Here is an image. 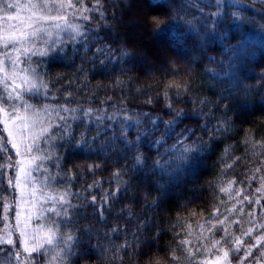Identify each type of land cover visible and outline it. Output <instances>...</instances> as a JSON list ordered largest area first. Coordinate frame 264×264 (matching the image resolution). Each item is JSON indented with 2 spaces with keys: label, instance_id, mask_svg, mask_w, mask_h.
Instances as JSON below:
<instances>
[{
  "label": "snow or ice",
  "instance_id": "1",
  "mask_svg": "<svg viewBox=\"0 0 264 264\" xmlns=\"http://www.w3.org/2000/svg\"><path fill=\"white\" fill-rule=\"evenodd\" d=\"M222 3L223 0H215L217 10L212 16L220 14ZM256 3L264 8V0H251L250 6ZM111 6L118 5L113 2ZM150 6L161 5L153 2ZM189 7L198 5L185 0L167 20L148 15L147 25L153 34L179 48L182 37L173 25L177 21L192 25L193 21L184 14ZM105 12V0H0V264H71V258L78 254L86 258L91 250L80 246L85 238H92L95 230L80 228L79 217L84 213L79 210L91 205L94 216L106 220L105 209L111 212L109 201H116L122 187L127 186L124 176L131 169L142 171L148 167V158L139 151V146L150 132H160L161 126L164 129L159 138L151 141L157 148L151 170L178 182L184 164L207 146L204 135L211 141L229 134L235 127L228 117V105L222 100L217 101L216 107L219 110L222 105L225 111L214 123L209 122L214 115L213 105L204 99H191V113L174 105V102L180 104L192 90L187 79L189 71L185 69L181 73V65L176 61L168 62L161 70L163 80L154 79L155 97L143 91L145 104L163 98L169 119L147 112L130 113L116 104L111 105V113L108 108L92 107L95 90L87 88L84 61L91 59L104 65L130 55L120 49L118 58L116 50L109 46H96L100 41L93 35L98 32L93 24L104 20ZM233 17L241 19L235 12ZM215 26L213 21L203 27L214 32ZM90 41L95 42V52L82 58L76 70L78 77L69 79L67 85L61 84L62 77L49 78L44 71L49 59L56 56L67 59L68 51L75 54L81 48L87 53ZM243 43L233 46V50L242 52ZM213 75L220 79L219 73ZM228 75L226 72L225 76ZM78 80L85 83H77ZM116 86L126 87L125 81L118 79ZM136 91L141 93L142 89L137 87ZM233 91L229 89V95ZM80 96L88 99L81 103ZM111 100L112 96H107L100 103L104 105ZM120 103H124L123 96ZM192 116L199 121V135L195 128L187 125L181 128ZM105 120L110 123L105 125ZM117 123L119 138L124 149L132 153L134 163L131 169L112 170L109 189L103 188L101 179L97 178L100 163L88 162L90 158L86 157L84 164L65 167V153L69 149L93 151V142L102 126L111 128ZM89 124L96 125L97 136L76 134V128L87 131ZM144 124L150 127H142ZM130 128L137 132L134 141L127 138ZM172 137L175 143L169 147L166 139ZM241 143L245 146L243 155H233L232 145L224 150L219 175L213 182L216 202L211 205L210 213L205 217L203 209L197 213L192 208L189 216L200 217L195 226L178 213L172 225L174 240L163 255L143 235L148 219L135 216L131 206L126 205L118 215L136 220L135 230L131 239L127 224H116L102 236L97 234L98 241H103L99 246L102 264H125L126 258L131 264H264V135L257 138L251 127L246 128ZM161 147L163 153L159 152ZM241 165L246 167L241 169ZM238 170L239 179L233 174ZM85 173L92 175L91 183L81 184L74 191L77 180H84ZM94 189L102 193L99 200L93 194ZM184 211L182 208L181 213ZM159 235L154 233L153 239Z\"/></svg>",
  "mask_w": 264,
  "mask_h": 264
},
{
  "label": "trees",
  "instance_id": "2",
  "mask_svg": "<svg viewBox=\"0 0 264 264\" xmlns=\"http://www.w3.org/2000/svg\"><path fill=\"white\" fill-rule=\"evenodd\" d=\"M113 2L118 5L116 8L111 6ZM153 2L161 6H150ZM184 2L185 0H105V19L99 24H93L94 28H98V32L93 35L99 37L100 41L96 46H109L116 50L115 55L118 58L120 49L128 51L130 55L122 60L106 62L104 65L99 64L98 61L94 63L91 59L84 61L87 70V88L90 91L95 90V94L91 97L94 101L92 107L108 108L111 113V105L116 104L117 107H126L130 113L147 112L152 116L169 119L163 98H154L153 104H145L143 101L146 96L143 91L150 92L155 97L154 79H164L158 70L166 68L167 65L164 63L176 61L181 65V73L185 69L189 71L190 75L187 79L192 90L188 96L182 98L180 104L174 102V105L191 113V99H204L213 105L214 115L209 122L214 123L215 120L222 118L221 114L225 111L222 105L219 110L216 107L217 101L222 100L228 105V117L235 127L229 134L211 141L208 140L207 135H204L207 146L194 153L184 164L178 182H171L166 176L162 177L158 172L153 173L151 170L152 161L157 158V148L152 146L151 141L160 137L164 130L162 126L160 132L155 134L150 132L142 139L139 151L148 158V167L142 171L131 169L134 163L132 153L124 149L123 142L119 138L118 123L113 124L111 128L102 126L98 139L93 142V151L69 149L65 153V167L84 164L86 157L90 158L88 162L100 163L101 168L97 170V178L101 179L102 186L106 190L109 189L113 169L124 167L131 169L124 176L128 182L127 186L122 187L116 201H109L111 212L105 209V221H100L98 216H94L91 205L79 210L84 213L79 217L80 228H92L95 231L92 238L90 240L85 238L80 246L90 249V254L83 259L79 254L72 257L71 264H102L103 258L100 257L99 246L103 245V241H98L97 234L102 236L110 226L127 224L126 231L131 239V232L135 230L137 221L126 220L124 216L118 215L126 205L131 206L135 216L148 219L149 223L143 235L147 237L153 248L160 250L163 255L174 240L175 229L172 225L176 222L178 213L190 219L194 226L195 221L200 217L189 216L192 208H195L197 213L203 209L205 217L210 213L211 205L216 202L213 182L219 175L225 148L232 145L233 155H243L245 146L241 140L246 128L251 127L257 138L264 135V8L259 3L250 6L251 0H237L236 3L223 0L220 14L212 16L211 13L217 10L215 0H191L198 7L186 8L184 14L188 20L193 21L192 25L184 24L183 21H177L173 25L175 31L182 37L179 48L170 46L166 39L153 34L147 22L146 35L150 42L146 44L140 42L138 34L128 27L127 19L131 10L143 8L142 14L145 19L148 15H157L167 20L173 12L179 11V5ZM234 12L238 13L241 19H235ZM213 21L216 25L214 32L203 27ZM245 39L247 43H243ZM93 43L95 42H89L87 53L81 48L79 53L75 54L68 51L67 59L62 56L49 59L44 71L50 79L62 77L61 84L67 85L69 79L79 76L76 70L80 67L82 58L94 54ZM242 43L244 49L242 52L233 50V46L239 47ZM230 64L231 68L228 67ZM226 72L230 75L225 76ZM213 73H219L220 79H216ZM118 79L125 81L126 87L116 86ZM77 83L85 82L78 80ZM137 87L142 89L141 93H137ZM229 89L235 91L229 95ZM83 90L81 88V91ZM107 96H112V100L101 105L100 101ZM122 96L123 104L120 103ZM78 98L81 103L88 99L87 96ZM84 106L88 105L85 103ZM108 123L110 122L105 120L104 124ZM184 125L195 128L197 134H201L199 121L194 116L186 119L181 128ZM142 127L150 126L144 124ZM179 131L180 128L177 129V132ZM75 132L76 134L85 132L89 138L97 136L95 124H89L87 131L84 128H76ZM136 135L135 128H130L127 138L134 141ZM113 137L116 139L113 140ZM188 142L191 143V140ZM174 143V137L166 139L167 146L170 147ZM163 151V147L159 148L160 153ZM244 167L246 165H241V169ZM233 174L239 179L241 171L238 170ZM92 179L91 174L85 173V179H78L73 190H77L81 184L91 183ZM93 194L97 195L98 200L102 195L100 189H94ZM153 200H155L154 205ZM182 208L185 209L183 213H181ZM156 232L160 235L153 239V234ZM120 239H123V233L120 234ZM119 242L117 240V243ZM144 247L147 251L148 245L145 244ZM125 264L131 262L126 258Z\"/></svg>",
  "mask_w": 264,
  "mask_h": 264
},
{
  "label": "rangeland",
  "instance_id": "3",
  "mask_svg": "<svg viewBox=\"0 0 264 264\" xmlns=\"http://www.w3.org/2000/svg\"><path fill=\"white\" fill-rule=\"evenodd\" d=\"M143 11H144L143 8H140V9L136 8L135 10H131V12L128 16V19H127V24H128L129 28H131L133 31H135L138 34V36L140 38L139 41L146 44V42H148V43L150 42V39L147 38V35H146L147 27H146V19L142 14ZM164 65H167V64L164 63ZM147 68H149V67H147ZM161 70H163V69H159L158 71L160 73H162Z\"/></svg>",
  "mask_w": 264,
  "mask_h": 264
}]
</instances>
